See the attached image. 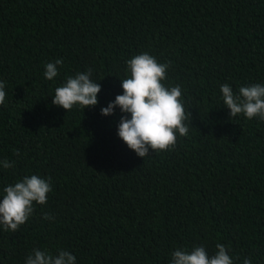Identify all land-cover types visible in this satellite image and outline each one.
<instances>
[{"label": "trees", "instance_id": "trees-1", "mask_svg": "<svg viewBox=\"0 0 264 264\" xmlns=\"http://www.w3.org/2000/svg\"><path fill=\"white\" fill-rule=\"evenodd\" d=\"M144 52L170 62L163 83L181 86L191 125L143 158L118 136L130 114L101 109ZM88 68L98 103L54 105ZM0 81V161L14 162L0 166V199L26 175L53 189L17 231L0 225V264H25L33 249L67 250L76 264H169L178 248L212 255L217 243L234 264H264V121L231 118L220 90L264 84V0H0Z\"/></svg>", "mask_w": 264, "mask_h": 264}, {"label": "clouds", "instance_id": "clouds-1", "mask_svg": "<svg viewBox=\"0 0 264 264\" xmlns=\"http://www.w3.org/2000/svg\"><path fill=\"white\" fill-rule=\"evenodd\" d=\"M130 72L122 79L123 93L101 109L102 115H112L119 107L122 115L118 124V136L140 157L152 152L170 151L177 145L178 137H186L191 125V113L185 107L184 95L179 84L168 87L167 79L170 62H158L155 56L144 52L133 56L126 62ZM58 65L63 59L45 65L44 76L52 80L58 75ZM93 69L68 76L66 82L55 89L52 103L70 111L74 106L84 109L98 103L101 85L94 81ZM223 104L230 110V117L239 114L249 120L258 117L264 121V84L256 83L239 87L234 93L228 83L220 86ZM5 82L0 81V105L6 100ZM19 155V150H14ZM4 169L14 167L7 159L0 161ZM51 178H42L36 174L24 176L14 184L3 188L0 199V225L6 231H17L34 213V205H44L48 193L52 192ZM46 220L54 219L50 213H44ZM216 251L210 255L203 245H197L191 251L178 248L171 253L169 264H234L228 248L217 243ZM25 264H76L71 252L60 249L58 254L33 249ZM243 264H252L245 258Z\"/></svg>", "mask_w": 264, "mask_h": 264}]
</instances>
